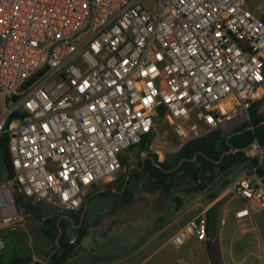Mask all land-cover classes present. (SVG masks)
Listing matches in <instances>:
<instances>
[{
  "label": "built area",
  "instance_id": "built-area-1",
  "mask_svg": "<svg viewBox=\"0 0 264 264\" xmlns=\"http://www.w3.org/2000/svg\"><path fill=\"white\" fill-rule=\"evenodd\" d=\"M153 1L0 0V140L15 173L0 167V194L79 212L159 118L183 147L249 121L256 104L264 115V12L247 0ZM244 153L238 219L264 209V146ZM191 237L207 239L206 215L171 244Z\"/></svg>",
  "mask_w": 264,
  "mask_h": 264
},
{
  "label": "rangeland",
  "instance_id": "rangeland-1",
  "mask_svg": "<svg viewBox=\"0 0 264 264\" xmlns=\"http://www.w3.org/2000/svg\"><path fill=\"white\" fill-rule=\"evenodd\" d=\"M247 2L249 8L253 11L257 13L264 12V0H247ZM146 3L151 10L154 8L155 2L153 0H146ZM0 106L4 113L7 109V101L4 100ZM236 127H228L222 131L224 134H228ZM180 149L181 142L173 127L166 123L164 119L159 118L153 133L150 135L149 149L139 145L125 149L122 152L121 161H126V164L122 167L119 180L117 179L111 183H101L97 187L105 188L108 185H110L109 187H118L124 177L131 173L130 190L133 191L134 197L127 206L115 212L111 211L112 206L120 199L116 195L108 194L107 196H96L90 199L86 205L84 215L85 223L89 225V234L84 237L81 245L76 247L72 258L66 264H99L107 259L116 257L126 249H131L142 237L148 235L152 229L159 225V221L164 217L166 209L177 205L175 198L181 199L184 197L187 194L185 187H192L194 184L186 181L181 188H177L169 196L162 192L149 194L142 188L143 184L148 180V174L137 172L136 169L151 154H156L160 161L173 160ZM0 167H3L1 162ZM4 176L5 170L0 175V180ZM217 186H222L223 188L230 186V170L226 173L216 172L215 181L208 185L206 191H211ZM21 200L22 205L20 208L25 209L28 221L18 222L7 228L0 225V234L5 235L6 231L16 228L19 233L17 243L22 248L15 252L13 248H9L13 242L7 238L5 244L8 248L2 255L0 254L3 264H8L9 259L24 260V255L34 258L36 255L32 253V250L38 252L49 246L50 251L51 248L57 246V240H59V234L57 235V232H54L50 245H46L41 236H36L32 229L23 227L28 224L31 226L33 223L37 229L43 227L39 225L38 218L43 214L53 213L55 210L53 206L43 202L34 204L32 200H28L25 197H21ZM1 201H3V194H0ZM75 232L76 229L71 228L68 231V239L73 237ZM48 252L44 254V257Z\"/></svg>",
  "mask_w": 264,
  "mask_h": 264
},
{
  "label": "trees",
  "instance_id": "trees-1",
  "mask_svg": "<svg viewBox=\"0 0 264 264\" xmlns=\"http://www.w3.org/2000/svg\"><path fill=\"white\" fill-rule=\"evenodd\" d=\"M258 109L259 105H254L250 110V120L237 126L228 134H224L221 129H216L205 137L188 142L181 147L173 160L160 161L156 154L147 156L136 169L137 172L148 174V180L142 186L144 191L149 194L162 192L169 196L174 190L181 188L184 182L190 181L194 186L185 187L187 193L202 192L207 189L210 183L215 181L216 172L226 173L245 164L247 162L244 153L246 148L254 142L264 146V115L259 114ZM250 127L253 129H249ZM8 141V136L0 140V162L6 170L7 177L11 178L15 173L11 165ZM149 145L150 135H147L140 146L149 149ZM254 162L256 163V161ZM125 164L126 161L122 160V165L125 166ZM131 179L132 174L128 173L118 187H109L110 185L105 188L96 187L86 197L85 204L79 212L68 211L58 214L52 220V228L48 224H44L43 230L48 235L51 232H57L58 235L59 229L62 230V236L57 243L59 250L54 254L49 264H66L72 258L76 247L80 246L84 237L89 234V225L85 223L83 215H85L86 205L90 199L108 194L116 195L120 199L112 206V212L127 206L131 202L134 197L133 191L130 190ZM127 180V186L124 188ZM175 201L177 203L175 210L178 211L180 206L178 204L181 203V199L175 198ZM172 219V215H165L160 219L159 225L148 235L159 231ZM71 228L76 229V232L73 237L68 239V231ZM145 241L146 238H142L131 249H126L121 253V256L129 254ZM209 250L214 256L217 250L216 241L209 242ZM23 258L24 260L12 259L8 264H30L33 259L28 256ZM215 264H220V261L215 260Z\"/></svg>",
  "mask_w": 264,
  "mask_h": 264
},
{
  "label": "crops",
  "instance_id": "crops-1",
  "mask_svg": "<svg viewBox=\"0 0 264 264\" xmlns=\"http://www.w3.org/2000/svg\"><path fill=\"white\" fill-rule=\"evenodd\" d=\"M245 171V164L231 169L230 186L227 188L217 186L211 191L187 193L181 198L178 211L175 210L176 206L166 209L165 215L170 214L173 217L169 224L153 234L142 237L146 238V241L129 254H120L99 264H215V260H219L220 264H264V209L253 208L250 217H236V213L247 206V202L234 193L235 185ZM21 205L20 199L17 210L9 214L3 213L0 207V221L4 217H18L17 221L3 225L5 228L28 221L26 211L20 208ZM53 208V213L43 214L38 218L39 225L44 227L46 223L50 227L53 226L52 220L61 213L58 208ZM202 214L207 217V239L191 237L180 249L174 248L171 244L173 235ZM23 227L32 229L34 235L41 236L46 245H50L54 232L48 235L43 227L39 226L37 229L34 223ZM10 232L14 234L16 241L19 240L16 228L6 231L5 234ZM210 241H216L217 250L214 256L209 250ZM48 251L49 246L38 252L32 250V253L36 257H44Z\"/></svg>",
  "mask_w": 264,
  "mask_h": 264
},
{
  "label": "flooded vegetation",
  "instance_id": "flooded-vegetation-1",
  "mask_svg": "<svg viewBox=\"0 0 264 264\" xmlns=\"http://www.w3.org/2000/svg\"><path fill=\"white\" fill-rule=\"evenodd\" d=\"M1 194H3V201L0 202V207H1L2 212L5 214H9V213H12L13 211H16L20 200L18 202L13 203L9 191H4ZM13 236H14V234L11 232L9 234H5V235L0 234V248H1V246H3V249H0L1 255L8 248L5 244V240L7 238H9L13 242L9 248H13V250L15 252H17L19 249L22 248V246H20L17 243V241L15 240V238ZM57 251H58V247L55 246V247L51 248V250L47 253V255L45 257H34L30 264H32L36 259H39V258H41L44 262H46L49 259V261H48V264H49L51 262L52 257L54 256V254ZM0 264H3L2 259H0ZM35 264H43V263L35 262Z\"/></svg>",
  "mask_w": 264,
  "mask_h": 264
},
{
  "label": "water",
  "instance_id": "water-1",
  "mask_svg": "<svg viewBox=\"0 0 264 264\" xmlns=\"http://www.w3.org/2000/svg\"><path fill=\"white\" fill-rule=\"evenodd\" d=\"M249 129H253V127H250ZM127 183H128V180H127V182L125 183L124 188H126ZM85 210H86V209H85ZM83 216H84V215H83ZM61 236H62V230L59 229V238H60ZM57 243H58V240H57ZM0 249H3V246H1ZM58 250H59V247H58ZM48 261H49V259L44 263V261H43L41 258H39V259H36L32 264H35V262H40V263L48 264Z\"/></svg>",
  "mask_w": 264,
  "mask_h": 264
}]
</instances>
